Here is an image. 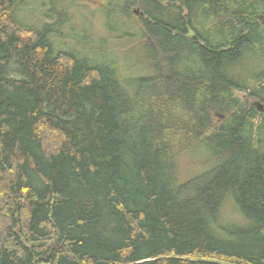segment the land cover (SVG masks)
<instances>
[{
  "label": "trees",
  "instance_id": "obj_1",
  "mask_svg": "<svg viewBox=\"0 0 264 264\" xmlns=\"http://www.w3.org/2000/svg\"><path fill=\"white\" fill-rule=\"evenodd\" d=\"M48 1L0 0V264H264V0H108L135 74Z\"/></svg>",
  "mask_w": 264,
  "mask_h": 264
},
{
  "label": "rangeland",
  "instance_id": "obj_2",
  "mask_svg": "<svg viewBox=\"0 0 264 264\" xmlns=\"http://www.w3.org/2000/svg\"><path fill=\"white\" fill-rule=\"evenodd\" d=\"M77 1L80 5H82V7H73L70 9V12H68V14H65L60 18L56 17V24L54 25V27L57 30L60 28V31H62V33H69L71 32L70 29H75L76 33L73 35V37L78 38L79 41L84 40L86 42H91V39L94 37L106 38L107 44H103V50L106 51L107 54H110L115 58L117 57L119 60V64L123 66V68L127 72L135 74L132 72L137 71V66H135V63L139 58L138 55L135 52H132V50L127 54L119 51V48L116 46V44L119 43L118 41H122L115 36H111L105 27L104 20L106 19L104 18L105 16L102 10L103 7H107L106 3L108 2V0ZM67 4L69 5V3ZM49 8L50 4L48 0H25V3L19 7L17 15L27 23H36L39 25L40 23L49 20L43 17V12L47 11ZM87 23L91 25V28L93 29L91 31H93L96 36H92L88 29L85 30L86 28L83 26H85ZM73 25H75L76 28L73 27ZM56 40H62L63 42H66L68 44L70 42L69 38L56 37ZM90 44H93V42H91ZM95 47L97 48V46ZM95 55L97 58H102V55L98 52H96ZM236 93L242 98H245L242 93ZM191 162L192 161L190 159L186 158V163H188V166H191ZM228 212H230L229 208L226 209V213ZM53 245L56 247L61 246L60 244H58L57 240L54 241Z\"/></svg>",
  "mask_w": 264,
  "mask_h": 264
},
{
  "label": "water",
  "instance_id": "obj_3",
  "mask_svg": "<svg viewBox=\"0 0 264 264\" xmlns=\"http://www.w3.org/2000/svg\"><path fill=\"white\" fill-rule=\"evenodd\" d=\"M256 104H257L258 108L261 110L262 109V105L260 103H256ZM60 247H62V245Z\"/></svg>",
  "mask_w": 264,
  "mask_h": 264
}]
</instances>
